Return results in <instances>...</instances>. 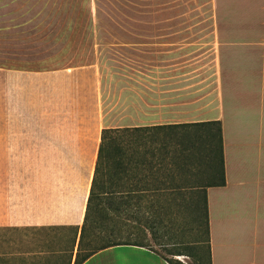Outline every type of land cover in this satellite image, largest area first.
I'll use <instances>...</instances> for the list:
<instances>
[{"label": "crops", "instance_id": "crops-1", "mask_svg": "<svg viewBox=\"0 0 264 264\" xmlns=\"http://www.w3.org/2000/svg\"><path fill=\"white\" fill-rule=\"evenodd\" d=\"M235 5L230 21L240 33L216 36V86L201 97L182 98L173 80L163 89L158 75L149 94L135 83L132 93L123 91L122 127L105 125L97 65L43 70L25 60L0 59V164L1 155L12 156L21 175L0 193V228H78V243L104 128L216 121L224 185L210 186V178L202 177L195 184L183 180V190H163L160 183L142 192L155 193L147 196L152 202L165 201L166 190L198 201L205 187L212 264H264V0ZM48 11L42 0H0V58L17 57L11 44L32 40ZM175 68L170 66L181 72ZM33 155L40 159L34 162ZM76 251L67 264H75ZM83 264L170 263L152 248L121 245Z\"/></svg>", "mask_w": 264, "mask_h": 264}, {"label": "rangeland", "instance_id": "rangeland-1", "mask_svg": "<svg viewBox=\"0 0 264 264\" xmlns=\"http://www.w3.org/2000/svg\"><path fill=\"white\" fill-rule=\"evenodd\" d=\"M42 1L49 4V17L43 24L39 20L41 26L34 31L32 40L10 43L9 52L18 56L3 55L1 62L25 60L28 65L43 70L97 65L105 125L113 127L126 124L123 91L132 93L133 84L141 83L140 89L151 93L154 75L161 76L163 89H169L173 80L182 98L187 93L192 98L208 94L216 86V73L212 72L216 71V36L240 33V26L230 21L236 16L237 0ZM7 44H3L4 49ZM177 45L180 48L170 52V47ZM21 54H27L28 60ZM171 65L181 72H172ZM202 65L205 66L203 72H197ZM196 154L198 160L192 156L190 160L195 170L184 176L177 175L172 164L163 172L141 168V187L161 183L177 188L183 180L195 184L202 177L211 178L213 174L205 165V154L201 150ZM1 156L0 193L10 189V184L21 176L17 165L11 161L12 156ZM32 158L37 162L40 155ZM123 195L143 196L145 200L147 196L148 199L156 197L152 192H125ZM162 197L170 208L155 234L146 229V241L167 260L182 264L206 263L207 243L203 241L197 246V232L193 231L195 215L181 207L184 201L181 191L166 190ZM140 215L142 223L125 215L126 224L143 225L142 217L149 213ZM74 236L72 229L0 228V264H67Z\"/></svg>", "mask_w": 264, "mask_h": 264}, {"label": "trees", "instance_id": "trees-1", "mask_svg": "<svg viewBox=\"0 0 264 264\" xmlns=\"http://www.w3.org/2000/svg\"><path fill=\"white\" fill-rule=\"evenodd\" d=\"M198 150L205 154L207 159L205 165H208L212 171L210 186L224 185L223 137L216 121L151 127L104 128L78 243L79 229L69 228L74 230L75 234L69 261H72L76 248L75 264H83L98 252L116 246L133 245L151 248L146 241V229H149L151 234L157 232L164 223L165 213L168 212L170 204L166 201H146L143 196L123 194L140 193L144 190L141 187V168L163 172L172 164L177 175L184 176L194 171V164L190 160L191 156L196 159ZM184 151H187V154ZM188 151L192 153L189 154ZM170 159L172 161L168 162ZM164 185L162 184L163 190L169 188ZM177 188L183 190L188 187L181 184ZM202 197L203 199L198 201L185 200L181 207L187 213H194L193 231L197 232L195 242L197 246L203 241L207 243L208 256L206 263L203 264H212L205 187ZM147 212L149 216L142 217L145 222L143 225L131 227L126 224L125 215L129 214L135 222L142 223L140 213ZM168 261L170 264H182L175 260Z\"/></svg>", "mask_w": 264, "mask_h": 264}]
</instances>
